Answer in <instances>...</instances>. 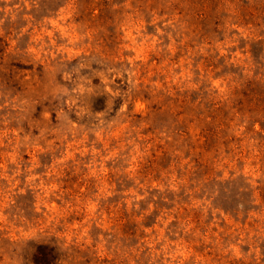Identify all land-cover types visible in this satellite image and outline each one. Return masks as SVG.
Here are the masks:
<instances>
[{
	"label": "rangeland",
	"instance_id": "obj_1",
	"mask_svg": "<svg viewBox=\"0 0 264 264\" xmlns=\"http://www.w3.org/2000/svg\"><path fill=\"white\" fill-rule=\"evenodd\" d=\"M0 264H264V0H0Z\"/></svg>",
	"mask_w": 264,
	"mask_h": 264
}]
</instances>
